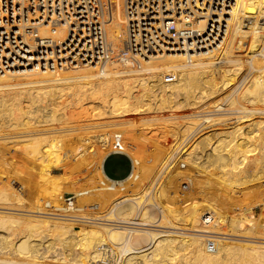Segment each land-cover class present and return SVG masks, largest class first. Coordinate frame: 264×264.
<instances>
[{"label": "bare ground", "instance_id": "obj_1", "mask_svg": "<svg viewBox=\"0 0 264 264\" xmlns=\"http://www.w3.org/2000/svg\"><path fill=\"white\" fill-rule=\"evenodd\" d=\"M169 1L171 0H131L132 6H135L138 13V17L135 18L138 20V26L141 28L142 22L145 20L159 18L163 20L175 18L176 22H180L183 19L179 16L180 11L175 7L171 9ZM114 3L118 5V8L112 11L109 18L107 37L113 42L114 47L122 48L126 25L121 2L118 3V0H115ZM155 4L162 5L160 16L154 15L153 5ZM2 6L3 11L0 14V69H2L0 71V129H3L4 125L9 129L17 126L27 129L16 136L18 139L23 140L14 141L11 145L14 150L19 151L31 160L33 165L32 163L28 165L31 166V170L37 166L40 168H38L40 172L39 182L43 187H54L59 193V190H61L59 187L66 182L64 180L65 174L57 175L52 170L60 163H64L61 166L64 165L65 168L66 165L73 168L72 161L75 159L76 163L83 166L87 165L88 155L92 152V164L91 161L89 162L91 166L88 164L90 166L88 170L91 171L96 167L103 168V161L109 153L108 144L112 137L110 129L106 132L102 130L105 133H97L98 128L95 129V132L86 133L89 130L81 131L84 133L81 142L83 144H80L81 148H78V153L74 154L73 159H71V155L74 151L72 154L70 151L71 143L75 142L70 140V137L73 138L75 134L73 124L72 130L70 126L68 127L69 132L63 131L67 132V135L71 134L68 137L65 135L66 139H64L63 133L60 136L58 134L54 135L56 132L31 129L34 128V124L45 126L53 122L68 121L69 117L75 116L69 115L68 109L74 107H80V111L87 112V117L88 110L91 109L96 110L93 116L95 115L99 119H104L108 115L109 117L120 116L122 117L120 123H123L121 128L127 126L133 130L137 125L143 124L144 127V124H148V128L145 125L146 127L143 129H152L148 132L156 138L157 149L170 154H167L168 158L165 157L167 160L165 165L162 164V169L160 168L161 164L159 166L160 171L165 172L161 175L159 173L157 176L163 175V177H159V179L154 175L155 178H152L151 181L148 180L150 183L144 187L146 191L155 186L152 198L155 197L156 192L160 193L162 188H164L163 191L166 190L162 185H166L168 181L171 183L174 177L172 173L174 167L170 165L171 162L173 164L175 162L179 166L181 162H184L185 165L187 163L193 169L187 171L186 174L183 172L182 175L183 179H185V176L191 184L195 179L198 181L195 180V182L199 184L200 177L203 176L205 180L202 182L204 183L203 187L199 184L200 192L206 191L207 188L210 190L217 188L229 194L235 188L245 189L253 183L260 182L264 185V0H203L200 10L192 8L194 15L191 19L196 27V39L198 40L194 48L184 47L181 50V48L164 47L162 53L151 56L150 61L138 66H132L128 58L121 56L116 58L103 73L81 66L46 71L31 68L32 64H35L40 58L48 60L50 57H57L56 54L46 57L36 55V49L47 44L45 38L53 37L52 43L54 45V43H59L60 40L65 39L68 34L64 32L61 25L56 26L55 31H53L51 27L53 23L47 18L39 20L37 16L32 15L27 17L20 15L19 17L14 5L8 1ZM34 32H37V37L33 36ZM115 61L118 62L115 63ZM117 64L122 66L121 69H110L111 66ZM173 70L178 72L177 80L165 83L161 78L162 73ZM126 71L131 72L134 76L124 78L123 75ZM116 76L122 77L107 80L109 77ZM176 97H179L178 101H175ZM248 104L251 106H248ZM172 109H177V111L178 109H197L202 114L190 118L187 115H180L179 117H177L178 115H145L139 119L130 116L142 112H166ZM18 111H21V116L20 113H17ZM91 112L89 111V113ZM244 114L250 115L245 116ZM95 116L90 118L93 120ZM87 117L84 116L85 119ZM77 118L74 120H77ZM181 118H186L185 120L188 118V121L180 120ZM101 123L99 124L101 125ZM184 124L188 125L187 129ZM107 125H109V122ZM156 125H163V127L159 129L156 128ZM75 131H77V128ZM164 134L166 137L162 138ZM8 135H4L5 139L9 137L16 140L15 136ZM45 136L51 137L40 138ZM75 136L78 137V134ZM8 144L10 143L8 142ZM100 145L104 146V149L98 150L97 147ZM7 146L5 149L8 148ZM90 146L96 148L92 147L91 150ZM1 149H4L3 145ZM9 150L10 148L6 151ZM159 150L158 152H160ZM19 158L21 159V157ZM12 159H9V161ZM157 159L159 162L160 158ZM24 161H21V163L25 164ZM24 167L27 166L24 165ZM16 170L19 171V168ZM11 173L9 172V174ZM17 174L19 173L17 172ZM179 174L181 173L179 172ZM11 177L10 179L16 178ZM24 177V175L23 177L18 176L20 184L23 183L21 178L24 179ZM31 177L33 178L32 174ZM4 179L8 180L7 178ZM144 179L146 180V177L141 180L144 181ZM173 181L175 180L173 179ZM67 182L71 181L67 179ZM134 185L136 186V184ZM170 185L172 186V184ZM175 185H178V183ZM43 187L42 189H44ZM13 188L15 187L13 186ZM13 188H10V185L7 186L6 183L0 186V198L6 202L3 203L6 205L2 203L0 205V208L4 209H0V220L13 222L12 224L19 222L35 223L36 226L46 227L49 229V236L53 240L43 242L39 239L29 243L22 242V244L3 242L0 244V250L10 255L0 256L2 257L0 259L3 260H12V262L19 263L30 261L32 257H36L41 264H222L223 261L221 263L219 260L222 258H215L213 254L220 253L222 248L219 247H226V245L238 246L237 248L240 247V250L242 248H244L243 250L254 248V251L261 254L260 256H264V195H262V208L258 217L252 214L251 208L249 211L248 207H245L241 212L243 213L242 220H245L244 223L247 224L245 228L243 230L229 229L232 235H244L245 237L260 239L259 241L252 240V242H260L261 244L253 243L252 245L240 242L235 244L234 240L226 241L225 239V241L220 240L218 242L216 249L218 251L215 250L214 253L211 251L213 253L211 254L201 233L203 231L202 215L208 211L214 212L218 218L217 231L227 229L220 227V222L225 218V220L233 223L239 221V216L219 213L217 208L220 206L212 202L213 200L203 197L198 200L196 197L192 199L187 211H183L186 213H178L173 208V203L169 202L172 200L168 201L166 197L164 201L167 205L161 204V201L155 204L156 202H152V200V205H150L151 202L149 203L150 200H148L147 206L143 205L142 209L138 205L142 202L140 195L137 197L120 195L114 199L106 197L104 200L106 205L101 213L95 216L101 221L75 220L77 225L70 226L67 223L69 221L66 222V220L64 221L67 224L64 225L62 220V223H57L55 222L57 219L53 222L50 220L51 218L44 215L30 213L29 211H32L33 206L37 204L34 205V200L32 208H29V205V207L20 205V203L15 205V202L19 199L17 198L18 195L11 190ZM171 188L168 187L169 191L173 189ZM56 189L55 192H57ZM41 192L43 195L42 190ZM60 192L62 193V190ZM82 192L80 191V193ZM196 192L198 191L196 190ZM35 193L33 194L36 195ZM162 193L161 198H164ZM215 193L217 192L212 194L216 195ZM262 193L264 194V192ZM45 196H49L48 192L39 197L41 202L40 200H37V202L42 203ZM52 198H55V196ZM174 199H177V197ZM40 205H37V207L40 208ZM73 209H79V207ZM9 210H16V212L28 211L30 214L26 213L24 215V212L23 215H20L17 213V216ZM103 220H115L118 223H106ZM123 223H133L137 226H124ZM143 225H149V228H147L148 226L143 227ZM150 226L153 228H150ZM155 226L159 228L154 229ZM17 231V229H14L12 233L18 236ZM247 231L251 234L245 233ZM184 251H188V254L199 252L198 257L200 259L195 258L193 260V257L189 259L184 256L185 254L180 253ZM221 255L223 256V253ZM231 255L229 256L231 257ZM217 258H219L218 261ZM231 258L234 260L237 257ZM231 258L230 261H233ZM239 261L235 263L238 264ZM256 261L257 264H264V259H257Z\"/></svg>", "mask_w": 264, "mask_h": 264}, {"label": "rangeland", "instance_id": "obj_2", "mask_svg": "<svg viewBox=\"0 0 264 264\" xmlns=\"http://www.w3.org/2000/svg\"><path fill=\"white\" fill-rule=\"evenodd\" d=\"M240 52H244V51H240ZM245 53V52H244ZM116 62H118V61H115V63ZM117 66V68H115ZM121 65H114V66H111V68L110 69H121ZM127 69V68H126ZM134 75L131 73V72H129V71H126L125 72V75H123V77L124 78H131V77H133ZM120 77H122V76H116V77H109L107 80H115V78H120ZM106 78V77H105ZM223 96V95H222ZM177 99V100H176ZM179 100V97H176L175 98V101H178ZM247 104V103H246ZM77 106V105H76ZM248 106H251V105H249L248 104ZM66 107V106H65ZM80 107H74V108H69L68 109V111H69V115L71 114V115H75L74 117H69L67 120L68 121H66V120H64V121H62V123L60 122H53V123H51L49 126L48 125H45V126H40L39 124H34L33 126H34V128H31L32 130L34 129V130H42V131H49V132H56V133H54V135L55 134H58V135H60V136H62L61 134L63 133L64 135V139H66L68 136H70L69 134L67 135L66 133L67 132H69L70 131V129L68 128V127H70L71 128V130L73 129V127H72V124L77 128V131H75L76 130V128L74 127V129L75 130H73V132H75V134L73 135L74 137L72 138V137H70L71 139L70 140H72V141H75V142H73V143H71V147H70V151H71V154H72V152H73V155H71V159H73L74 158V154H76V152L78 153V148H81V145L83 144H81V142H82V136H83V132H81V131H84L85 132V130H89V131H87L86 133H88V132H95V129H97V133H101V132H103V133H105L106 131H108L109 129V131L112 133V136L114 135V134H122V135H124V137L128 140V141H131V142H133L134 143V145L136 146V151H137V153H138V156H139V158H140V160H141V166H140V169L142 170L141 171V176H140V178L137 180V181H134V182H132L130 185L128 184V186L126 187V189L124 190V191H117V190H110V189H108L105 185H103L102 183H101V181L104 179V170H103V168H99V167H96V168H94L93 170H91V171H89L88 169H90V166H91V164H92V160H93V158H92V152H91V154L89 153V155H88V160H87V162L86 163H88L87 165L85 164L84 166L83 165H81V164H79V163H76L77 161H75V159H73V161H72V163H73V168L72 167H68L67 165H66V168H65V166L64 165H62L61 166V164H64V163H60L59 165H57L53 170H52V172L54 173V174H57V175H62V174H65L64 175V180L67 182V179L69 180V181H71V182H65V184H63V185H61V187H59V189H61L62 190V193L60 192L61 190H59V193H58V190L56 189V188H54V187H43V185H41V183L39 182L40 181V172H39V167L37 166V167H35V169H33V170H31L32 168H31V166H28V165H31L30 163H32L31 162V160H29L28 158H26L25 156H23L19 151V153L16 151V150H14L13 149V144L12 143H14V141H21V140H23V139H18L16 136H19L21 133L20 132H23V131H26L27 129H24V127H22V126H17V127H11V129H9V127L7 128V127H5V125H4V127H3V129H0V143L3 145V147H4V149H1L2 148V145L0 144V184L1 185H3L4 183H6V185L7 186H9L10 185V188H13V186L15 187V188H13V189H11V190H13V192L15 193V194H17L18 196H17V198L19 199L18 201H16L15 202V205H19V203H20V205L22 204V205H27V207H29V208H32V205H33V202H34V205L35 206H33V209H36V208H38L37 207V205H39V204H42V203H38L37 202V200H40V202H41V199H39V197H41V196H44L45 194H47V192H48V194H49V196L47 197V196H45L44 197V199H42V201H44V200H46V199H54L55 201H62V196H63V194L64 193H69V192H80V191H83L82 193H85L86 191H88L86 194H83V195H80L79 197H78V205L80 206V207H85V211H87V212H94L96 215L97 214H99V213H101V211L103 210V208H104V206L106 205L105 203H104V200H105V198L106 197H108V199H114V198H116L117 196H120V195H125V196H127V197H137V196H139L140 195V197H142V202H141V204L139 205L140 207H141V209L144 207V206H147V201L148 200H150V201H148L149 203L151 202V200H152V202L153 201H155L154 203L155 204H157L159 201H161L160 203L162 204H164V205H167L166 203H165V201H164V199H165V197H166V200H172V201H169L170 203H173L172 205H174L173 206V208L178 212V213H186V212H183V211H187V208H188V206H190L189 204L190 203H192V199H194V198H198V200H201V197H203V198H205V199H208V200H213L212 202H214V203H216V204H218L220 207H218L217 209H218V211H219V213H225L224 211H221V208L222 209H225V210H227V211H229L230 213L231 212H233V210L235 209V208H242V209H244L245 207H248V210L250 209L251 210V212H252V214L255 216V217H258L259 216V214H260V211H261V208H262V205H261V201H262V195H264L262 192H264V190H263V187H264V185H262V183H260V182H258V183H253V184H251V185H248V187H246L245 189H243V188H235V189H233V191L232 192H234V191H237V192H234V193H232L231 191L229 192V194L227 193V192H224V191H221V190H219V189H217V188H212L211 190L210 189H208L207 188V190L205 191V190H203L204 192H200V188H199V184H200V186H202L203 187V185H204V183H202L203 182V180H205L204 178H203V176H201L200 177V183L198 184V183H196V182H198L196 179V182H195V180L194 181H192V183L194 184H191V182L189 181V179H187L185 176H184V178L185 179H183V172L186 174V173H188L189 172V170H193L192 168H190L189 167V165L186 163V165L185 166H179V165H177V164H175V162H174V164L171 162V166L173 165V167H174V170H172V173L174 174H172L174 177L172 178V181H171V183L168 181V182H166V185H162V187H165V191H163L164 190V188H162L161 190V192L160 193H157L156 192V194H155V197L154 198H152L153 196V191L155 190V186H154V188L153 187H151L149 190H146L145 191V186L146 185H148L149 183H150V181L152 180V178H155V176H156V178H159V177H163V175L162 176H157L159 173V175H161V174H163L164 172H163V170H161L160 171V168L161 167H163V165L162 164H164L165 165V163H166V160L167 159H165V157L166 158H168L167 157V154L168 155H170L169 154V152L167 153L166 151H160L159 149H157V146H158V143H157V140H156V138L154 137V136H152L148 131H152V129H143L144 127H146L147 126V128H148V124H144V127H143V124L141 125L140 123H142V122H140L139 124L140 125H137L136 126V128H134L133 130L132 129H130V128H128L127 126H125V128L124 127H122L121 128V125L123 124L122 122L120 123V120L122 119V117H120V116H110L111 117V119H110V117H109V115L108 116H106V117H104V119L103 118H101V119H99V118H97L95 115V118H93V120H92V118H90V117H94L93 116V114H95V112L94 111H96V110H88V117H89V119H88V117H87V112H84V111H80ZM78 111V112H74V111ZM179 110H182V111H179ZM71 111V112H70ZM73 111V112H72ZM89 111H92L91 113H89ZM192 112V113H191ZM197 112V113H196ZM20 116L22 115V113H21V111H18L17 112ZM154 113V114H153ZM175 113V114H174ZM186 113V114H185ZM187 113H191V114H187ZM84 114V115H83ZM89 114H90V116H89ZM92 114V115H91ZM164 114V115H163ZM202 113L200 112V111H197V109L195 110V109H186V110H183V109H178V111H177V109H172V110H170V111H154V112H142L141 114H132V115H130L131 117H133V118H142L143 116H157V115H162V116H169V115H178L177 117H179L180 115L182 116V115H187V116H189V118L190 117H195V116H199V115H201ZM80 115V117H78ZM81 115H83V116H81ZM142 115V116H141ZM245 116L247 115H250V114H244ZM84 116H86L87 117V119L89 120H87V119H85L84 118ZM140 116V117H139ZM78 117V118H77ZM83 117V119H81ZM108 117V118H107ZM73 118V119H72ZM77 118V120H74V119H76ZM97 118V119H96ZM117 119V120H116ZM186 119V118H185ZM184 118H181L180 120H184L185 122H187L188 121V118H187V120H185ZM85 120V121H84ZM108 120V121H107ZM115 120V121H114ZM71 121V122H70ZM75 121V122H74ZM77 121V122H76ZM80 121V122H79ZM92 121V122H91ZM96 121H97V123H96ZM103 121V122H102ZM114 122V123H112V122ZM102 122V123H101ZM108 122H109V125H107L108 124ZM111 122V123H110ZM76 125H75V124ZM88 123V124H87ZM96 123V124H95ZM99 123H101V125L99 124ZM107 123V124H106ZM77 124H79L80 125V127H79V125H78V127H77ZM85 124V125H84ZM86 124H87V126H86ZM94 124V125H93ZM98 124V125H97ZM115 124V125H114ZM37 125H39V126H37ZM61 125V126H60ZM63 125V126H62ZM68 125V126H67ZM89 125H91V126H89ZM104 125H107V126H104ZM114 125V126H113ZM146 125V126H145ZM185 125V128L187 129L188 128V125L187 124H184ZM37 126V127H36ZM85 126V127H84ZM93 126H95V128H93ZM113 126V127H112ZM115 126H117V127H115ZM123 126V125H122ZM140 126V127H139ZM141 126H142V128H141ZM157 126V127H156ZM155 127L156 128H162L163 127V125L161 126V125H156ZM161 126V127H160ZM32 127V126H31ZM59 127H61V128H59ZM67 127V128H66ZM87 127V128H86ZM109 127V128H108ZM155 127H153V128H155ZM37 128V129H36ZM45 128V129H44ZM57 128H58V130H57ZM82 128V129H81ZM89 128H91V129H89ZM99 128H101V129H99ZM112 128V129H111ZM6 129V130H5ZM30 129V128H29ZM28 129V130H29ZM48 129H50V130H48ZM52 129V130H51ZM61 129V130H60ZM64 129V130H63ZM84 129V130H83ZM93 129V130H92ZM125 129H127V130H125ZM130 129V130H129ZM5 130V131H4ZM99 130V131H98ZM102 130H104V131H102ZM58 131V132H57ZM60 131H62V132H60ZM63 131H67V132H63ZM60 132V133H59ZM80 132V133H79ZM4 133V134H3ZM45 133V132H44ZM7 134H9L8 136H11V137H13V136H15L14 138L16 139V140H12V138L10 139L9 137L7 138V139H5V136H7ZM76 134H78V137L77 136H75ZM5 135V136H4ZM54 135H51V136H54ZM67 137H66V136ZM102 135H104V134H102ZM101 135V136H102ZM51 136H45V137H40V138H43V139H46V138H48V137H51ZM57 136V135H56ZM150 136V137H149ZM84 137V136H83ZM166 136H165V134L164 135H162V138H165ZM4 138V139H3ZM133 138V139H132ZM153 138V139H152ZM75 139V140H74ZM81 139V140H80ZM135 139V140H134ZM156 140V141H155ZM2 141V142H1ZM13 141V142H12ZM187 141V140H186ZM185 141V142H186ZM5 142V143H4ZM7 142V143H6ZM8 142L10 143V144H8ZM5 144V145H4ZM12 144V145H11ZM81 144V145H80ZM8 145V146H7ZM88 145V144H87ZM6 146L8 147L7 149H5L6 148ZM9 146H11V147H9ZM79 146V147H78ZM93 147V146H92ZM91 146L89 147L90 149L92 148ZM108 147V146H107ZM10 148V150L9 151H6V150H8ZM93 148H96V147H93ZM89 149V150H90ZM97 149L99 150H102V149H104V146H99V147H97ZM108 149H109V151H110V147H108ZM2 150H4V151H2ZM92 150V149H91ZM90 150V151H91ZM158 150L160 151V152H158ZM12 151H13V153H12ZM89 151V152H90ZM155 152H157L156 153V155H158L159 157H157L156 155H154L155 154ZM164 154H163V153ZM17 153V154H16ZM162 153V154H161ZM160 154V155H159ZM166 154V155H165ZM15 157H14V156ZM18 155V156H17ZM20 155H22V156H20ZM161 155H162V157H161ZM10 156V157H9ZM13 156V157H12ZM13 159H12V158ZM18 157V158H17ZM19 157H21V159L19 158ZM25 157V158H24ZM91 157V158H90ZM16 159V161H15V159ZM157 158H160V160H159V162L157 161L158 159ZM164 159V160H162V159ZM8 161H6V160ZM9 159H12V160H10L11 161V163H9L10 161H9ZM24 159H25V161H24ZM26 159H28V160H26ZM91 159V160H90ZM18 160V161H17ZM181 160V159H180ZM21 161H24V162H26L27 163V161H28V163L26 164H24L23 162V166L21 165L22 163H21ZM91 161V164L89 163ZM165 161V162H164ZM181 161H183V160H181ZM15 162V163H14ZM17 162H19L20 164H18ZM164 162V163H163ZM15 165H13V164ZM156 163V164H155ZM158 163V164H157ZM11 164V165H10ZM75 164H76V167H75ZM160 164H161V166H160ZM180 164V163H179ZM19 165H20V167H19ZM24 165L25 166H27V167H24ZM32 165H33V163H32ZM112 165H113V163L110 161L109 162V165H108V168H107V170H108V172L111 174V173H113V169H112ZM157 166V168H156V166ZM12 166H13V168H12ZM18 166V167H17ZM155 166V167H154ZM159 166H160V168H159ZM30 167V168H29ZM84 167H85V170H84ZM154 167V169H152ZM180 167V168H179ZM19 168V171L18 170H16V169H18ZM24 168V169H23ZM39 168V169H38ZM86 168H87V170H86ZM99 168V169H98ZM151 168V169H150ZM159 168V169H158ZM186 169V171H185V169ZM9 170V172L11 173V174H9V172H8V170ZM12 171H11V170ZM28 170L27 172H28V174H27V172H26V170ZM101 169V171H99ZM162 169V168H161ZM181 169V170H180ZM183 169V170H182ZM25 170V171H24ZM29 170H31V171H33L32 173H31V171H29ZM36 170H38V171H36ZM145 170V171H144ZM178 170H180L179 172L181 173V174H179V172H178ZM34 171H35V173H34ZM59 171V172H58ZM67 171V172H66ZM177 171V172H176ZM188 171V172H187ZM7 172H8V174H7ZM16 172V173H15ZM17 172L19 173V174H17ZM65 172V173H64ZM157 172V173H156ZM15 175H14V174ZM34 173V174H33ZM37 173H39L38 175H37ZM156 173V174H155ZM31 174H32V176H33V178L31 177ZM150 174V175H149ZM184 174V175H185ZM14 178V177H16V178H14L15 180H16V182H15V180L14 179H10V177L11 176ZM17 175V176H16ZM20 175V177H23V175L25 176L24 177V179L23 178H21V181H23V183L21 182V184H20V178H18V176ZM29 175H30V177H29ZM81 175V176H80ZM149 177H148V176ZM155 175V176H154ZM179 175V176H178ZM181 175V176H180ZM9 176V177H8ZM73 178H72V177ZM80 178H79V177ZM146 177V180L148 181V180H150V181H146L145 179H144V181L143 180H141V179H143V178H145ZM151 176V177H150ZM11 177V178H12ZM147 177H148V179H147ZM177 177H179V178H177ZM182 177V179L180 180V178ZM4 178H7L8 180L6 181V179H4ZM25 178H26V180H25ZM19 179V180H18ZM23 179V180H22ZM34 179V180H33ZM36 179V180H35ZM160 179V178H159ZM173 179L175 180V181H173ZM13 180V181H12ZM101 180V181H100ZM141 180V181H140ZM177 180V181H176ZM188 180V181H187ZM3 182V184H2V182ZM18 181H19V183H18ZM25 181V182H24ZM147 182V184H146V182ZM181 181V182H180ZM187 183H186V182ZM8 182V183H7ZM12 182V183H11ZM73 182V183H72ZM140 183V185H139V183ZM9 183H11V184H9ZM31 184V185H29V184ZM91 183V184H90ZM136 184V186L134 185V184ZM157 183V182H156ZM155 183V184H156ZM169 183V184H168ZM178 183V185H175V184H177ZM9 184V185H8ZM14 184V185H13ZM27 184V186L25 187V185ZM81 184V185H80ZM165 184V183H164ZM170 184H172V186L170 185ZM190 184V185H189ZM202 184V185H201ZM260 184V185H259ZM0 185V186H1ZM11 185H13V186H11ZM173 185H175V186H173ZM196 185H198V186H196ZM261 185H262V187H261ZM25 188V190H24V188ZM29 186H31L30 187V189H29ZM33 186H35V188H33ZM139 186V187H138ZM169 187V189L171 188L172 190H170L169 191V189H168V187ZM183 186V187H182ZM186 186V187H185ZM190 186V187H189ZM36 187H38V188H36ZM42 187L44 188V189H42ZM64 187V188H63ZM66 187V188H65ZM78 188V190H76L77 188ZM86 187V188H85ZM136 188V190H135V188ZM167 187V188H166ZM180 187V188H179ZM201 187V188H202ZM23 188V189H22ZM26 188H27V190H26ZM49 188H51L50 189V192L48 191L49 190ZM53 188V189H52ZM134 188V189H133ZM140 188V189H139ZM176 188V189H175ZM188 188V189H187ZM196 188H198V189H196ZM205 188V187H204ZM203 188V189H204ZM15 189H17V190H15ZM20 189V190H19ZM29 189V190H28ZM36 189H38L37 190V192H36ZM56 189V191L57 192H55L54 190ZM66 191H65V190ZM80 189V190H79ZM140 191H139V190ZM141 189H143L142 191H141ZM154 189V190H153ZM240 189V190H239ZM262 191H261V190ZM32 190V191H31ZM33 190H35V191H33ZM41 190L43 191V195H42V192H41ZM54 191V192H52V191ZM135 190V191H134ZM139 192H138V191ZM196 190L198 191V192H196ZM216 190V191H215ZM239 190V191H238ZM244 191V192H242V191ZM16 191V192H15ZM30 193H29V192ZM45 191H47L45 194H44V192ZM175 191V192H174ZM260 191V192H259ZM36 192V193H35ZM41 194V196H40V194ZM144 192H145V194H144ZM163 192V193H162ZM173 192V193H172ZM195 192V193H194ZM210 192H217V193H215L216 195H213L212 193H210ZM241 192V193H240ZM33 193H35L36 195H34ZM81 193V194H82ZM161 193L164 195L163 197L164 198H161L162 196H161ZM165 193H166V195H165ZM194 193V194H193ZM202 193V194H201ZM244 193H245V195H244ZM258 193H259V195H258ZM58 194V195H57ZM131 196H130V195ZM137 194V195H136ZM148 194V195H147ZM170 194V195H169ZM196 194V195H195ZM200 194H201V196H200ZM217 194H218V196H217ZM242 194V195H241ZM251 194V195H250ZM256 194H257V196H256ZM39 195V196H38ZM147 195V196H146ZM156 195H159L158 197L156 196ZM175 195V196H174ZM242 196V198H241V196ZM261 195V196H260ZM53 196H55V198H52ZM56 196H57V198H56ZM110 196V197H109ZM170 198H169V197ZM174 196V197H173ZM215 196H216V198H215ZM244 196V197H243ZM260 196V197H259ZM38 197V198H37ZM50 197V198H49ZM157 197V198H156ZM175 197H177V199H174ZM35 198V199H34ZM152 198V199H151ZM240 198V199H239ZM261 198V200H259V199ZM144 199V200H143ZM155 199V200H154ZM34 200V201H33ZM157 200V201H156ZM163 200V201H162ZM137 201V200H136ZM189 201V202H188ZM255 201V202H254ZM258 201H260V202H258ZM5 201L3 200V199H1L0 198V205H2L3 203H4ZM152 202H151V204H152ZM251 202V203H250ZM2 203V204H1ZM6 203V202H5ZM95 203H97V204H99V208H98V210H93V209H91L90 208V205L91 204H95ZM153 203V204H154ZM175 203V204H174ZM183 204V205H182ZM3 205H6V204H3ZM29 205V206H28ZM144 205V206H143ZM41 206V205H40ZM240 206V207H239ZM35 207V208H34ZM1 209V208H0ZM32 209V210H33ZM186 209V210H185ZM1 210H4V209H1ZM247 210V211H248ZM249 210V211H250ZM5 211H8V210H5ZM9 211H11V212H13V213H15L14 215H17V213H19L20 215H23L22 213H24V215L27 213V214H30L28 211H17L16 212V210H9ZM250 212V213H251ZM255 212H256V214H255ZM32 214H34V213H32ZM227 214V213H226ZM19 215V216H20ZM39 215V214H38ZM228 215H230V216H232V214H228ZM18 216V215H17ZM237 216H239V221L238 222H235V223H233V222H231V221H229V220H222L221 222H220V227H225V228H227L226 230L225 229H223L224 231H227V233H229V234H231L232 232L229 230V229H244L245 228V226L247 225V224H245L244 222H245V220H242L243 218V213H241L240 215H237ZM50 220H52L53 222L56 220V219H53V218H51ZM58 221H60V222H58ZM64 223V225L65 224H70V226H72L73 224H76L77 225V222L75 223V221H69V222H67V220H66V222L64 221V220H62ZM104 222H106V223H111L112 221H108V220H103ZM102 221V222H103ZM55 222H57V223H62L61 222V220H59V219H57ZM70 222H74V223H70ZM13 222H7V221H1L0 220V244L1 243H3V242H6V243H12V242H14L13 244H18V243H20V244H22V242H24V243H29L30 241H35V240H41V241H45V240H48L49 242H51L53 239H52V237L51 236H49L50 235V233H49V229L48 228H46V227H39V226H36V224L35 223H30V224H28V223H25V222H19V223H14V224H12ZM113 223V222H112ZM131 223V222H130ZM130 223H126V224H124L123 223V225L124 226H133V227H135V226H137L136 224H130ZM242 223H243V225H242ZM75 225V226H76ZM146 226H148L147 228H149V225H143V227H146ZM244 226V227H243ZM253 226H255V225H253ZM150 228H153L152 226H150ZM155 228H159V227H154V229ZM14 229H17L18 231H17V234H18V236L17 235H15L14 233H12V231L14 230ZM165 229H168V228H165ZM252 231V230H251ZM245 233H248V231L247 232H245ZM234 234V233H233ZM235 234H238V233H235ZM249 235L251 234L250 232L248 233ZM15 239V240H14ZM225 239H226V241L227 240H231V241H233V242H235V244L238 242H240V243H245V244H247V243H249V244H252L253 245V243L254 244H256V243H259V244H261L260 242H252V240H260V239H255V238H250V237H245L244 235H242V236H235V235H233L232 236V234H231V236H227V237H223V238H221V240H224L225 241ZM251 240V241H249V240ZM258 245V244H257ZM228 246V247H227ZM233 246H235V245H232V247L230 246V245H226V247L224 246V247H219V248H222V249H220V251L223 253V256L220 254V253H218V252H216L215 254H213L214 252H215V250L217 249H215L214 250V252L212 253L211 251V254H213V257H219V258H222V259H219V258H217L216 260L218 261V259L221 261V263H222V261H223V263L224 264H226L227 263V261H228V263L227 264H234L235 262H237L238 260H240L239 262H241V264H251L252 262V264H257L256 262V260L257 259H264V258H262V257H264V256H260L261 254H258L256 251H254L252 248H246L245 250H243L244 248H242L241 250H240V247L239 248H237L236 246L235 247H233ZM231 247V248H230ZM218 248V249H219ZM233 248V249H232ZM235 248V249H234ZM237 248V249H236ZM249 249H251L252 251H250ZM225 250V251H224ZM216 251H218V250H216ZM254 251V252H253ZM185 252V251H184ZM184 252H180L182 255H184L185 257H188L189 259L191 258L192 259V257H193V260L195 259V258H198V259H200L199 257H198V255H199V252H193V253H187L188 251H186L185 253ZM233 252V253H232ZM195 253V254H194ZM231 253H232V255H231ZM180 254V255H181ZM217 254H219V255H217ZM225 254V255H224ZM3 255H8L7 253H5L3 250H0V256H3ZM16 256H18L17 254H15ZM181 255V256H182ZM192 255V256H191ZM196 255V256H195ZM227 255V256H226ZM229 255H231V257H234V258H236V259H234L233 260V258H231ZM234 255V256H233ZM8 256H10V255H8ZM222 256V257H221ZM236 256V257H235ZM0 258H2V257H0ZM226 258V259H225ZM230 258H231V260H233V261H230ZM33 259V260H32ZM229 259V260H228ZM238 259V260H237ZM226 260V261H225ZM236 260V261H235ZM198 261V260H197ZM219 261V262H220ZM235 261V262H234ZM231 262H233V263H231ZM239 262H238V264H239ZM243 262H245V263H243ZM251 262V263H250ZM222 263V264H223ZM0 264H41L40 263V261L36 258V257H32L31 258V260L30 261H22V262H19V263H17V262H12V260H3V259H0ZM235 264H237V263H235Z\"/></svg>", "mask_w": 264, "mask_h": 264}, {"label": "built area", "instance_id": "obj_3", "mask_svg": "<svg viewBox=\"0 0 264 264\" xmlns=\"http://www.w3.org/2000/svg\"><path fill=\"white\" fill-rule=\"evenodd\" d=\"M6 1L14 5L19 17L20 15L25 17L32 15L37 16L39 20L47 18L53 23L51 26L53 31L56 26L61 25L64 32L68 34L65 39L54 45L53 37L45 38L47 44L39 46L36 49V55L46 57L56 54L57 57H50L48 60L40 58L32 64L31 68L46 71L81 66L101 73L105 72L111 63L121 56L128 58L132 66H138L150 61L151 56L162 53L164 47L181 48V50L184 47L194 48L198 40L195 24L191 19L194 15L192 8L200 10L203 2V0H171L169 7L178 9L179 16L183 17L180 22H176L175 18L145 20L140 28L138 20L135 19L138 13L135 6H132L131 0H118V3L121 2L126 34L122 48H116L107 37L109 18L112 11L118 8V5L114 3L115 0H0V14L3 11L2 4ZM161 8L162 5H153L154 15L160 16ZM33 36L37 37V32H34ZM161 78L165 83L173 82L177 80L178 72L166 71L162 73ZM108 146L110 147L109 153L118 152L128 156L131 170L124 179H113L105 174L101 183L110 190L124 191L128 184L140 178L141 160L134 143L128 141L122 134H114ZM184 165L185 163L181 162V166ZM87 192L64 193L62 201L46 199L42 201L40 208L29 212L67 221H101L95 217L94 212L89 213L85 211V207L78 205V197ZM74 207H79V209H73ZM90 208L98 210L99 204H91ZM242 210V208H235L230 213L221 208V211L235 216L240 215ZM201 221L203 224L201 233L208 250L214 251L221 238L231 236L224 230H216L218 218L214 212H205ZM112 222L118 223L115 220Z\"/></svg>", "mask_w": 264, "mask_h": 264}, {"label": "crops", "instance_id": "obj_4", "mask_svg": "<svg viewBox=\"0 0 264 264\" xmlns=\"http://www.w3.org/2000/svg\"><path fill=\"white\" fill-rule=\"evenodd\" d=\"M110 161L113 163V173L111 174L107 170ZM103 170L110 178L124 179L130 173L131 163L127 155L118 152H110L106 155L103 161Z\"/></svg>", "mask_w": 264, "mask_h": 264}]
</instances>
